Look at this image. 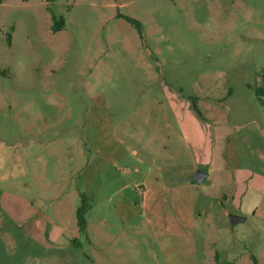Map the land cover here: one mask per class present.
I'll list each match as a JSON object with an SVG mask.
<instances>
[{"label": "rangeland", "instance_id": "rangeland-1", "mask_svg": "<svg viewBox=\"0 0 264 264\" xmlns=\"http://www.w3.org/2000/svg\"><path fill=\"white\" fill-rule=\"evenodd\" d=\"M262 89L264 0H1L0 264H264Z\"/></svg>", "mask_w": 264, "mask_h": 264}, {"label": "trees", "instance_id": "trees-1", "mask_svg": "<svg viewBox=\"0 0 264 264\" xmlns=\"http://www.w3.org/2000/svg\"><path fill=\"white\" fill-rule=\"evenodd\" d=\"M0 3H1V0H0ZM127 21L129 22H132L133 24H136V25H140V23L133 19V18H130V17H124ZM52 19H53V32H58L60 30L63 29V19H60L58 20L57 17L55 15H52ZM8 41L9 43H11V35H8ZM258 95H260L261 97V100L264 104V89L262 90H259L258 91ZM197 108V107H196ZM86 204L83 203L82 206H80L77 210V223H78V227H79V231L82 233V234H86Z\"/></svg>", "mask_w": 264, "mask_h": 264}, {"label": "water", "instance_id": "water-1", "mask_svg": "<svg viewBox=\"0 0 264 264\" xmlns=\"http://www.w3.org/2000/svg\"><path fill=\"white\" fill-rule=\"evenodd\" d=\"M206 177H207V174H206V173H204V172L198 170V171H196V172L194 173V175L192 176L191 180H194V181H196V182H198V183H202V182L205 181ZM245 219H246V218L243 217V216H239V215H230V221H231V223H232L233 225L238 224V223H240V222H243V221H245Z\"/></svg>", "mask_w": 264, "mask_h": 264}]
</instances>
